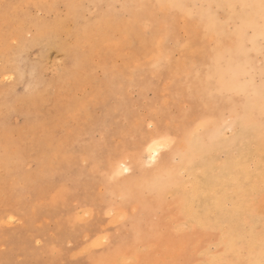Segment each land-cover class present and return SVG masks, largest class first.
<instances>
[{
	"label": "rangeland",
	"instance_id": "374dc122",
	"mask_svg": "<svg viewBox=\"0 0 264 264\" xmlns=\"http://www.w3.org/2000/svg\"><path fill=\"white\" fill-rule=\"evenodd\" d=\"M263 119L264 0H0V263L264 264Z\"/></svg>",
	"mask_w": 264,
	"mask_h": 264
},
{
	"label": "bare ground",
	"instance_id": "6f19581e",
	"mask_svg": "<svg viewBox=\"0 0 264 264\" xmlns=\"http://www.w3.org/2000/svg\"><path fill=\"white\" fill-rule=\"evenodd\" d=\"M255 4V3H254ZM255 7H257V6H255ZM261 7V6H260ZM257 10V9H256ZM258 12V11H257ZM259 17L261 16L260 14L258 15ZM256 17V16H255ZM256 20V19H255ZM257 20H259V19H257ZM256 20V21H257ZM176 21H178V20H176ZM261 21V20H260ZM176 23H178V22H176ZM179 25H180V22L178 23ZM177 25V24H176ZM189 31H191V30H189ZM256 31V30H255ZM187 32V31H186ZM193 32L194 33H196V31H194L193 30ZM198 32V31H197ZM192 33V32H191ZM199 33V32H198ZM197 34V33H196ZM200 35H201V33H200ZM163 36V35H162ZM260 43V42H259ZM254 44V43H253ZM208 49H209V47H208ZM207 49V50H208ZM214 53H216V52H214ZM218 53V52H217ZM216 53V54H217ZM168 54V53H167ZM166 54V55H167ZM216 54H214V55H216ZM261 54V53H260ZM200 55V54H199ZM230 56H231V54H230ZM192 57V56H191ZM215 57V56H214ZM217 57H218V55H217ZM187 58V57H186ZM164 59H165V57H164ZM184 59H185V57H184ZM228 59H229V57H228ZM237 59V58H236ZM186 60V59H185ZM190 60V59H189ZM188 60V61H189ZM229 61V60H228ZM229 62H231V61H229ZM249 62V61H248ZM247 62V63H248ZM173 63V62H172ZM187 63V62H186ZM189 63V62H188ZM187 63V65H189ZM191 63V62H190ZM207 64H208V61L206 62ZM168 64V63H167ZM199 63H197V65H198ZM204 64H205V62H204ZM206 64V65H207ZM196 65V64H195ZM200 65V64H199ZM170 66V65H169ZM202 66V65H201ZM204 66V65H203ZM202 66V67H203ZM213 66V65H212ZM215 66H219V65H215ZM251 66V65H250ZM262 66V65H261ZM176 67V66H175ZM207 67H208V65H207ZM231 67H232V65H231ZM234 68L233 69H235V70H237L236 68H238V67H235V66H233ZM185 68V67H184ZM192 68V67H191ZM198 68V66L196 67V69ZM222 68V67H221ZM220 68V69H221ZM224 68H226L225 66H224ZM173 69H174V66H173ZM176 69V68H175ZM232 69V70H233ZM165 70V69H164ZM164 70H163V72H164ZM178 70V69H177ZM180 70V69H179ZM193 70V69H192ZM209 70H210V68H209ZM217 70V69H216ZM222 70V69H221ZM243 70V69H242ZM253 70V69H252ZM168 71V70H167ZM176 71V70H175ZM174 71V72H175ZM200 71H201V68H200ZM206 72H207V69L205 70ZM244 71V70H243ZM166 72V71H165ZM198 72V70L196 71V73ZM210 72H211V70H210ZM217 72L218 73H221V71H218L217 70ZM195 73V72H194ZM200 73V72H199ZM198 73V74H199ZM222 73H224V70L222 71ZM170 74H173L172 72L170 73ZM174 74H176V73H174ZM173 74V75H174ZM197 74V75H198ZM207 74H209V73H207ZM169 75V74H168ZM202 75V74H201ZM218 75V74H217ZM227 75H230L229 73H227ZM194 76V75H193ZM208 76V75H207ZM210 76H212V72H211V75ZM234 76V75H233ZM232 76V77H233ZM182 77H184V76H182ZM188 77V76H187ZM197 77H199V75L197 76ZM209 77V76H208ZM230 77V76H229ZM141 78V77H140ZM164 77H162V79H163ZM169 78H171V77H169ZM227 78V77H226ZM249 78V77H248ZM183 79V78H182ZM193 79H194V77H193ZM210 79L211 78H209V81H210ZM214 79V78H213ZM228 79H230V78H228ZM255 79V78H254ZM200 80H201V78H200ZM199 80V81H200ZM185 81V80H184ZM196 81H197V79H196ZM206 81V80H205ZM208 81V82H209ZM198 82V81H197ZM211 82V81H210ZM215 82V81H214ZM231 82V81H230ZM175 83H177V82H174V84ZM180 83V82H179ZM191 83H192V80H191ZM190 83V84H191ZM167 84H169V83H167ZM189 84V85H190ZM232 84V83H231ZM183 85V84H182ZM189 85H188V87H189ZM229 85V84H228ZM179 86H181L180 84H179ZM208 86H209V83H208ZM230 86V85H229ZM210 87V86H209ZM221 87H222V84H221ZM220 87V88H221ZM187 88V87H186ZM220 88H219V90H220ZM191 89V88H190ZM218 89V88H217ZM229 89H230V87H229ZM175 90V89H174ZM186 90H188V89H186ZM222 90V89H221ZM218 91V90H217ZM167 93V92H166ZM176 93V92H175ZM211 93H212V91H211ZM163 94V93H162ZM216 94V93H215ZM192 95V94H191ZM201 95H202V93H201ZM223 95V94H222ZM165 96V95H164ZM176 96V95H175ZM179 96V95H178ZM213 96L214 95H212V98H213ZM216 96V95H215ZM226 96H228V95H226ZM230 96V95H229ZM186 97V96H185ZM192 97H194V96H192ZM221 97H223V96H221ZM187 98H189V97H187ZM227 98V97H226ZM225 98V99H226ZM230 98V97H229ZM192 99V98H191ZM205 99V98H204ZM208 99V98H207ZM205 100V101H208V100ZM214 99V98H213ZM212 99V100H213ZM220 99V97L218 98V100ZM222 99H224V98H222ZM221 99V100H222ZM178 100V99H177ZM198 100V99H197ZM228 100V99H227ZM241 100V99H240ZM191 101H193V100H191ZM190 100H189V103L191 102ZM194 101H195V99H194ZM193 101V102H194ZM210 101V100H209ZM215 101H216V97H215ZM192 102V103H193ZM203 102V104H205L206 105V103H204V100L202 101ZM195 103V102H194ZM197 104V103H196ZM215 103H213V105H214ZM222 104H223V102H222ZM164 105H166V104H164ZM217 105V104H216ZM221 105V104H220ZM215 106V105H214ZM200 107V106H199ZM220 107H222V106H220ZM252 107V106H251ZM188 108L189 107H187V110H188ZM213 108V107H212ZM212 108H207L208 110H210V109H212ZM205 109H206V107H205ZM219 109V108H218ZM258 109V108H257ZM163 110H164V108H163ZM190 110H192V109H190ZM196 110V109H195ZM201 110H202V106H201ZM204 110V109H203ZM221 110V109H220ZM179 111H180V109H179ZM189 111V110H188ZM211 111H214V109L213 110H211ZM224 111V110H223ZM161 112V111H160ZM182 113H183V111H181ZM191 112H193V110L191 111ZM197 112V111H196ZM206 112H208V111H206ZM215 112V111H214ZM222 112V111H221ZM163 113H165V112H163ZM195 113V112H194ZM200 113H202V112H200ZM167 114V113H166ZM199 114V113H198ZM205 114V113H204ZM230 114V113H229ZM157 115V114H156ZM188 115V114H187ZM189 115H191V114H189ZM188 115V117H190ZM213 115V114H212ZM234 115V116H233ZM155 116V115H154ZM167 116V115H166ZM186 116V115H185ZM184 115H182L181 117H185ZM192 116V115H191ZM210 116V115H209ZM220 115H219V113L218 112H216V114L214 115V117L213 118H208L207 120H208V122L210 123V124H214L215 123V121H218L219 120V117ZM224 116V115H223ZM226 116V115H225ZM233 116V123H235V134H234V136L233 137H231L230 139H228V140H225L224 141V143H223V145L224 146H226V147H229V146H235L236 144H237V142L239 141V139L240 138H242V136H243V134H244V129H243V127H242V124L240 123L241 121H238L237 119V117H236V115L235 114H233V113H231V115L229 116V117H232ZM162 117V116H161ZM187 116H186V118H188ZM200 117V115H198V117L197 118H199ZM204 117V116H203ZM207 117H208V115H207ZM206 117V118H207ZM163 118V117H162ZM165 118V117H164ZM205 118V119H206ZM218 118V119H217ZM176 119H177V117H176ZM183 119V118H182ZM181 119V120H182ZM197 120V119H196ZM199 120V119H198ZM264 120V119H263ZM180 121V120H179ZM183 121V120H182ZM185 121V120H184ZM186 122V121H185ZM197 122V121H196ZM206 122V121H205ZM260 122V121H259ZM165 123V122H164ZM188 123V122H187ZM190 123V122H189ZM193 124H194V122H193ZM221 124V123H220ZM126 125H128V124H126ZM176 125V124H175ZM187 125V124H186ZM188 126V125H187ZM190 126V125H189ZM221 126V125H220ZM228 126H230V125H228ZM228 126H226V127H228ZM210 127V126H209ZM224 131H225V129H224ZM158 132V131H157ZM161 132V131H160ZM176 133H178L179 132V130L178 131H175ZM192 133V132H191ZM226 133H228V132H226ZM151 135V134H150ZM177 135V134H176ZM181 135V134H180ZM192 135V134H191ZM203 135V134H202ZM154 136V135H153ZM157 136H158V134H157ZM169 136V134L167 135V137ZM138 138V137H137ZM161 139V138H160ZM151 139L150 141H149V143H148V146H147V148H146V151L143 153L144 155H146V158L145 159H148L150 162H155L156 161V159L158 158V156H159V154L161 153L160 152V150L164 147V145H162V143H161V141L163 140V139ZM198 144H199V142H197ZM181 145V144H180ZM200 145H201V141H200ZM199 145V147H202V145L200 146ZM198 146V145H197ZM190 147H188V149H189ZM193 148H194V146H193ZM235 148V147H234ZM144 149V148H143ZM236 149V148H235ZM141 151H143V150H141ZM181 151H182V149H181ZM205 151V150H204ZM198 152V151H197ZM126 153V152H125ZM175 153H176V151H175ZM212 153V152H211ZM233 153V152H232ZM164 154H165V152H164ZM187 154V153H186ZM135 155V157L137 158V155H139V153L136 155V154H134ZM167 155V154H166ZM174 155V153H169V156H173ZM221 156H223V155H221ZM252 156V155H251ZM209 157V156H208ZM132 158V157H131ZM140 158V157H139ZM144 158V157H143ZM127 159V158H126ZM145 159H143V160H145ZM187 159V158H186ZM186 159L185 158H182V160H181V162L183 161V162H186ZM199 160L198 161H196V162H194V167H199V169H200V171H199V178H198V182H199V186H200V189L201 190H203V191H206V189H207V187H208V185H211V179H212V177L214 176V175H217V174H219L220 172H221V175L223 176V175H225V172L226 171H228L227 169L229 168L228 167V165H226L225 166V170L223 169V167L222 168H219V167H217V168H214V169H212L211 167L209 168L207 165H206V163L204 162V159L203 158H201V157H199L198 158ZM256 159V158H255ZM45 160V159H44ZM164 160V159H163ZM240 160V159H239ZM146 161V160H145ZM144 161V162H145ZM251 161V160H250ZM84 162V161H83ZM122 162V161H121ZM220 162V161H219ZM218 162V163H219ZM125 163V160H124V162L123 163H119V169H120V172L121 173H123V174H128V172H129V170H128V167L124 164ZM135 163V162H134ZM255 163V162H254ZM253 163V164H254ZM129 164V163H128ZM127 164V165H128ZM146 164H148V162L146 163ZM192 164V163H191ZM213 164V163H212ZM215 164V163H214ZM251 165V164H250ZM249 164H248V166H250ZM183 166H184V164H183ZM193 166V165H192ZM244 166H245V163H244ZM252 166V165H251ZM242 167V166H241ZM136 168V167H135ZM195 168V169H196ZM193 169V168H192ZM192 169H191V171H192ZM194 169V170H195ZM240 169V168H239ZM250 169V168H249ZM165 170V169H164ZM167 170V169H166ZM181 170V169H180ZM182 171V170H181ZM256 171V170H255ZM254 171V172H255ZM119 172V173H120ZM162 172H163V170H162ZM153 173V172H152ZM165 173V172H164ZM179 173H182V172H179ZM197 173V172H196ZM264 173V172H263ZM168 175V174H167ZM153 176V175H152ZM157 176H159V175H157ZM166 176V175H165ZM182 176H184L183 175V173H182ZM193 176V175H192ZM139 177V176H138ZM149 177V176H148ZM175 177V176H174ZM141 178V177H140ZM146 179H147V177H145ZM144 178V179H145ZM167 178V177H166ZM178 178L179 177H177V181L176 182H178L179 180H178ZM194 178V177H193ZM236 178V177H235ZM254 178V177H253ZM105 179V178H104ZM146 179L144 180L145 182H146ZM160 179H161V177H160ZM170 179H172V178H170ZM169 179V180H170ZM189 179H190V177H189ZM220 179V178H219ZM219 179H217V180H219ZM233 179V178H232ZM255 179V178H254ZM174 180V179H173ZM165 181H167V182H169L167 179L165 180ZM175 182V183H176ZM159 183H160V181H159ZM162 183V182H161ZM184 183V182H183ZM187 183V182H186ZM190 183H191V181H190ZM190 183H187V184H190ZM232 182H230V184H231ZM255 183V182H254ZM167 184H169V183H167ZM262 184H263V182H262ZM162 185H164V184H162ZM176 185H177V183H176ZM180 185V184H179ZM186 185V184H185ZM190 185H192V184H190ZM252 185V184H251ZM257 185V184H256ZM264 185V184H263ZM171 186H175L174 184H172ZM187 186V185H186ZM259 186V185H258ZM184 187V186H183ZM182 187V188H183ZM259 187H261V186H259ZM258 187V188H259ZM162 188V187H161ZM160 188V189H161ZM168 188V187H167ZM185 188V187H184ZM235 188V187H234ZM234 188H232L233 190H234ZM257 188V187H256ZM174 189H175V187H173V191H174ZM252 189H254V191H255V188H252ZM260 189V188H259ZM227 191H229V190H227ZM236 191V190H235ZM238 191V190H237ZM259 191V190H258ZM16 192V191H15ZM193 192V191H192ZM209 192V191H208ZM226 192V191H225ZM229 192H231V191H229ZM240 192H242V191H240ZM176 193V192H175ZM209 194H211V193H209ZM213 194V193H212ZM11 195H13V194H11ZM34 196V195H33ZM118 197V196H117ZM217 197V196H216ZM11 198H12V196H11ZM192 197H190V199H191ZM150 199V198H149ZM189 199V200H190ZM253 199V198H252ZM237 200V199H236ZM23 202V201H22ZM254 202V201H253ZM24 203V202H23ZM63 203H64V201H63ZM227 203V202H226ZM189 204H190V202H189ZM249 204V203H248ZM251 204V203H250ZM226 205V204H225ZM23 206V205H22ZM21 206V207H22ZM84 206V205H83ZM188 206V205H187ZM194 206V205H193ZM249 206V205H248ZM20 207V208H21ZM19 208V209H20ZM247 208H249V207H247ZM247 208H245V209H247ZM110 209V208H109ZM108 209V210H109ZM189 209V208H188ZM191 209V208H190ZM15 210V209H14ZM113 210V209H112ZM111 211V210H110ZM189 211V210H188ZM261 211V210H260ZM31 212H32V215L33 216H37V214H38V210L37 209H33V210H31ZM108 212V211H107ZM192 212V211H191ZM190 212V213H191ZM111 213V212H110ZM109 213V214H110ZM115 213V212H114ZM187 213V212H186ZM189 213V212H188ZM188 213H187V216H188ZM113 214V213H112ZM194 214V213H193ZM10 215V214H9ZM84 215V214H83ZM166 215V214H165ZM164 215V216H165ZM190 215V214H189ZM247 215V214H246ZM80 216V215H79ZM116 217H117V215H116ZM191 217V216H190ZM35 218L36 217H34L33 219H32V222H34V220H35ZM166 218V217H165ZM80 219V218H79ZM168 219V218H167ZM188 219H189V217H188ZM117 220V219H116ZM166 220V219H165ZM194 220V219H193ZM253 220H255V219H253ZM8 221V220H7ZM9 221H11V220H9ZM188 221V220H187ZM195 221V220H194ZM254 222H256V220L254 221ZM172 223V222H171ZM262 223H264V222H262ZM128 223H126V225H127ZM180 224V223H179ZM178 224V225H179ZM184 225V223L182 224V226ZM160 226H162V225H160ZM177 226V225H176ZM175 226V227H176ZM190 226V225H189ZM188 226V227H189ZM251 226H253V225H251ZM250 226V227H251ZM149 227V226H148ZM185 227V226H184ZM244 227V226H243ZM256 227V226H255ZM259 227V226H258ZM262 227V226H261ZM264 227V226H263ZM187 228V227H186ZM155 229H156V227H155ZM220 229V228H219ZM250 230V229H249ZM158 231V230H157ZM245 231V230H244ZM262 231V230H261ZM156 232V231H155ZM158 232H160V231H158ZM157 232V233H158ZM163 232H166V230H163ZM162 232V233H163ZM224 232V231H223ZM243 232V231H242ZM259 232V231H258ZM153 233V232H152ZM152 233H150V235L152 234ZM156 233V234H157ZM161 233V234H162ZM148 234V233H147ZM155 234V235H156ZM225 235L227 234V233H224ZM251 234V233H250ZM222 235V234H221ZM257 235V234H256ZM228 236V235H227ZM241 236H242V234H241ZM162 237V236H161ZM225 237V236H224ZM144 238H146V237H144ZM168 238V237H167ZM220 238L222 239V237L220 236ZM246 238V237H245ZM162 239V238H161ZM219 239V238H218ZM228 239V238H227ZM247 239H250V238H247ZM247 239H246V241H247ZM257 239V238H256ZM261 239V238H260ZM99 240V239H98ZM231 240V239H230ZM259 240V239H258ZM161 241V240H160ZM257 241V240H256ZM12 242H13V240H12ZM96 242V241H95ZM217 242V241H216ZM255 242V241H254ZM257 242H259V241H257ZM47 243V241L45 240V242H44V244H46ZM256 243V242H255ZM10 244V243H9ZM247 244V243H246ZM194 245V244H193ZM220 245V244H219ZM235 245V244H234ZM224 246V245H223ZM227 246V245H226ZM230 246V245H229ZM228 246V247H229ZM44 248H46L45 246H43ZM216 247V246H215ZM215 247H213V249L215 248ZM257 247V246H256ZM143 248V247H142ZM217 248V247H216ZM149 249V248H148ZM211 249H212V247H211ZM228 249V248H227ZM249 249V248H248ZM260 249H262V248H260ZM44 250V249H43ZM138 250H139V248H138ZM141 250V249H140ZM226 250V249H225ZM263 250V249H262ZM211 251V250H210ZM251 251V250H250ZM258 251V250H257ZM11 252V251H10ZM192 252V251H191ZM228 252V251H227ZM257 253V252H256ZM255 253V254H256ZM209 254H211V253H209ZM234 254V253H233ZM258 254V253H257ZM43 255V254H42ZM157 255V254H156ZM197 255V254H196ZM205 255V254H204ZM238 255V254H237ZM198 256V255H197ZM254 256V255H253ZM206 257V256H205ZM211 257V256H210ZM241 257V256H240ZM203 258V257H202ZM217 258V257H216ZM215 258V259H216ZM129 259V258H128ZM220 259V258H219ZM129 260H131V259H129ZM202 260H205V259H202ZM225 260V259H224ZM264 260V259H263ZM132 261V260H131ZM214 262V261H213ZM129 263V262H128ZM131 263V262H130ZM195 263V262H194ZM202 263V262H201ZM216 263V262H215ZM224 263V262H223ZM1 264V263H0ZM193 264V263H192ZM225 264V263H224Z\"/></svg>",
	"mask_w": 264,
	"mask_h": 264
},
{
	"label": "snow or ice",
	"instance_id": "6c2138e0",
	"mask_svg": "<svg viewBox=\"0 0 264 264\" xmlns=\"http://www.w3.org/2000/svg\"><path fill=\"white\" fill-rule=\"evenodd\" d=\"M166 139H167V138H164V139L161 141L162 145H163V143L166 141Z\"/></svg>",
	"mask_w": 264,
	"mask_h": 264
}]
</instances>
